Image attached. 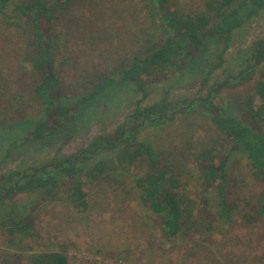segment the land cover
Wrapping results in <instances>:
<instances>
[{"label":"rangeland","instance_id":"374dc122","mask_svg":"<svg viewBox=\"0 0 264 264\" xmlns=\"http://www.w3.org/2000/svg\"><path fill=\"white\" fill-rule=\"evenodd\" d=\"M61 1L64 6L58 7L53 32L57 56L64 62L59 68L62 93L72 105L104 78H118L122 61L142 55L149 39L162 37L151 19L148 0ZM208 1L176 0V6L195 13L204 10ZM21 22V27L11 26L0 12V140L10 137L5 127L38 118L42 110L35 91L37 73L25 59L32 53L28 44L30 24L26 19ZM259 40H264V8L234 33L224 64L208 78L209 66L218 62L223 47L219 37L209 40L194 63L148 80L142 105L166 100L173 109L163 121L145 122L135 138L154 147L162 166L175 174L188 196L195 199L191 206L194 221L183 222L176 236L164 232L162 217L143 199V191L136 184L138 176L152 169L147 158L135 165L125 164L95 181L82 178L88 199L85 210L75 207L68 197L72 179L57 172L60 183L53 191L37 188L17 192L0 204V264H30V254L43 250L66 252L69 264H264V212L260 211L264 184L254 178L249 159L229 138L226 179L221 187L216 182L205 190L195 157L200 149L214 146L224 136L199 98L248 64L255 66L254 77L239 84H234L237 78L229 77L213 100L229 114L264 132V119L257 123L248 113L250 101L255 109L264 102L253 90L256 82L264 80V61L255 64L252 58ZM141 97L132 82L112 87L82 106L75 125L61 133L46 132L41 139L13 147L9 154L6 148L13 139L0 141V177L13 171L28 173L57 155L79 154L96 137L122 125L129 130L125 137L130 136L136 123L131 115ZM120 151L99 152L90 162ZM10 212L32 222L29 236L11 237L1 224L13 220L7 215ZM204 221L211 226L208 228Z\"/></svg>","mask_w":264,"mask_h":264},{"label":"trees","instance_id":"16d2710c","mask_svg":"<svg viewBox=\"0 0 264 264\" xmlns=\"http://www.w3.org/2000/svg\"><path fill=\"white\" fill-rule=\"evenodd\" d=\"M70 1L65 0L66 3ZM63 3L61 0H56V4L53 0H0V12L7 18L9 25L21 27V19H26L30 24L32 35L28 44L32 48V53L25 59L30 63L32 71L37 73V78L34 79L35 91L42 109L38 118L29 117L16 125L5 127L13 139L6 148L7 154L13 147L43 138L46 132L61 133L74 126L76 113L80 112L81 107L88 101L97 100L112 87L131 82L142 94L131 115L136 123L130 129L132 134L128 137H125V133L129 130L122 125L110 134L96 137L79 154L57 155L42 166H34L28 173L13 171L0 177V204L8 201L17 192L37 188L53 191L60 183L57 175L59 172L72 179L68 194L70 201L75 207L85 210L88 208V199L81 183L82 178L95 181L119 170L125 164L135 165L141 159L147 158L152 169L138 176L136 184L143 191V199L162 217V227L167 236H176L183 227V222L195 220V212L191 207L195 199L188 196L187 189L182 188L179 178L162 166L154 147L135 138L138 128L145 122L163 121L168 110L173 109L166 100L142 105L147 96L148 80L155 74L175 68L182 70L189 65L188 63H194L209 40L212 37H219L223 39V47L218 54V62L209 66L206 76L208 78L224 64V55L231 46L234 33L264 8V0H209L204 10L195 13L180 10L176 6V0H148L146 5L151 19L158 30L161 29L162 37L156 41L149 39L148 47L142 55L122 61L118 78H104L94 90L82 96L79 102L73 105V102L69 100L67 102L62 93L59 68L64 62L57 56V37L53 32L58 7H63ZM252 58L255 64L264 61V40L258 41V51ZM255 72L254 64H248L235 76L229 75L211 86L208 95L199 98L201 106L207 109L212 121L224 133L214 146L202 148L195 155L196 160H199L200 179L205 190L216 182L221 187L226 179V167L230 156L227 142L229 138L235 149L249 159L254 178L264 184V132L258 126H255L257 127L255 129L235 115L229 114L213 100L228 84L229 77L237 78L238 81L234 84H239L252 79ZM253 90L264 100V80L256 82ZM248 113L257 123L264 119V102L255 109L250 101ZM10 137L3 136L0 141ZM116 148H121L116 156L90 162L93 159L92 155ZM84 165L90 166L86 168ZM223 204V211L226 213L224 201ZM199 211L200 214H204L202 207H199ZM260 211L264 212V187ZM14 212L7 214L12 215L13 220H3L1 224L7 227L11 237L17 234L29 236L32 222L28 217L14 215ZM204 225L208 228L211 226L209 221H204ZM29 261L30 264H69V257L62 250H43L33 251Z\"/></svg>","mask_w":264,"mask_h":264}]
</instances>
